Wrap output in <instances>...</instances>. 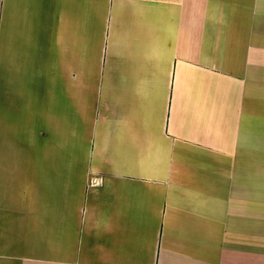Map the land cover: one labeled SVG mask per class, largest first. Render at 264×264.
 Masks as SVG:
<instances>
[{
    "label": "crops",
    "instance_id": "obj_1",
    "mask_svg": "<svg viewBox=\"0 0 264 264\" xmlns=\"http://www.w3.org/2000/svg\"><path fill=\"white\" fill-rule=\"evenodd\" d=\"M0 264H264V0H0Z\"/></svg>",
    "mask_w": 264,
    "mask_h": 264
}]
</instances>
